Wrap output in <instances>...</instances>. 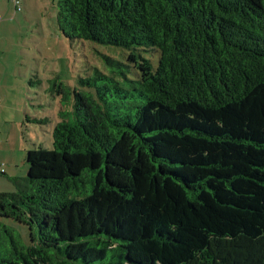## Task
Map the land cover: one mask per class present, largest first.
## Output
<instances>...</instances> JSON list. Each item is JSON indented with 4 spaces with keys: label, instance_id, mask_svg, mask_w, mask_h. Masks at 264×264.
<instances>
[{
    "label": "trees",
    "instance_id": "trees-1",
    "mask_svg": "<svg viewBox=\"0 0 264 264\" xmlns=\"http://www.w3.org/2000/svg\"><path fill=\"white\" fill-rule=\"evenodd\" d=\"M55 1L128 63L80 80L0 192L30 230L0 222V264H264V0Z\"/></svg>",
    "mask_w": 264,
    "mask_h": 264
},
{
    "label": "rangeland",
    "instance_id": "rangeland-1",
    "mask_svg": "<svg viewBox=\"0 0 264 264\" xmlns=\"http://www.w3.org/2000/svg\"><path fill=\"white\" fill-rule=\"evenodd\" d=\"M57 10L55 0H24L16 18L13 16L8 35L0 40L4 56L0 66V96L4 99L0 118L27 106L29 120L22 123L21 130L26 150L53 147V129L61 111L73 107L77 92H92L80 83L81 79L93 77L96 70L109 72L107 59L128 63L129 49L65 36L57 24ZM145 53L156 65L157 51ZM20 168V173L26 171ZM21 175L27 176V171ZM0 222L13 226L29 241L26 226L12 219L0 218Z\"/></svg>",
    "mask_w": 264,
    "mask_h": 264
},
{
    "label": "crops",
    "instance_id": "crops-1",
    "mask_svg": "<svg viewBox=\"0 0 264 264\" xmlns=\"http://www.w3.org/2000/svg\"><path fill=\"white\" fill-rule=\"evenodd\" d=\"M26 2L32 0H25ZM12 0H0V40L8 34V28L12 27L18 11L14 10ZM13 13V15H11ZM2 51L0 50V66H3ZM1 81L3 79H0ZM4 99L0 96V113L3 109ZM27 106H19L16 112L5 119L0 118V163H4L5 171L0 172V192L13 191L15 185L12 178L23 176L20 173L21 166L26 169V152L21 138L22 123L29 114ZM9 118V119H7ZM24 119V120H23ZM23 120V121H22ZM12 123V124H9ZM24 169V170H25Z\"/></svg>",
    "mask_w": 264,
    "mask_h": 264
},
{
    "label": "built area",
    "instance_id": "built-area-1",
    "mask_svg": "<svg viewBox=\"0 0 264 264\" xmlns=\"http://www.w3.org/2000/svg\"><path fill=\"white\" fill-rule=\"evenodd\" d=\"M24 0H12L14 7H15V11H20L22 9V3ZM5 171V165L4 163H0V172H4Z\"/></svg>",
    "mask_w": 264,
    "mask_h": 264
}]
</instances>
